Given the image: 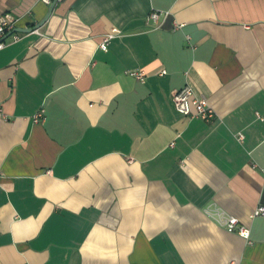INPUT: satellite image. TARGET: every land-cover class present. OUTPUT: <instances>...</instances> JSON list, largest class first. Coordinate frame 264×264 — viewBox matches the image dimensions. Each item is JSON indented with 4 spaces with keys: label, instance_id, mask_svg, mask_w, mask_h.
I'll return each mask as SVG.
<instances>
[{
    "label": "crops",
    "instance_id": "0c3cea01",
    "mask_svg": "<svg viewBox=\"0 0 264 264\" xmlns=\"http://www.w3.org/2000/svg\"><path fill=\"white\" fill-rule=\"evenodd\" d=\"M50 8L0 0L31 30L0 50V264H264V0ZM187 84L214 120L177 111Z\"/></svg>",
    "mask_w": 264,
    "mask_h": 264
},
{
    "label": "built area",
    "instance_id": "2783aa9c",
    "mask_svg": "<svg viewBox=\"0 0 264 264\" xmlns=\"http://www.w3.org/2000/svg\"><path fill=\"white\" fill-rule=\"evenodd\" d=\"M43 3L47 5H51L53 0H41ZM62 1V0H58ZM161 14L158 11L151 12L149 18L152 19L154 22L159 23L161 18ZM15 26L14 21L11 20L8 16H1L0 17V50L5 48L7 43V38L13 35L12 42H17L20 40L21 36L17 33H13ZM122 35V31L118 28H113L110 32L106 33L102 41L100 43V48L104 51H108L109 44L112 40ZM166 74V71L162 72ZM129 74L135 77L140 82H145L147 74L144 69H136ZM172 102L182 115L188 118H200L204 121L210 122L215 119L216 111L208 102L207 99L203 97H199L196 93L194 88L187 84L181 90L175 92L172 96ZM42 118V114L37 116V119ZM238 139L242 141L244 139V135L242 133L238 134ZM209 214L225 229L229 232H237L241 237L246 240L250 239L251 230L248 226L241 224L240 220L231 215H227L224 212L220 211H211L209 210ZM259 216H264V205H259L257 208L254 209L252 213V218H256Z\"/></svg>",
    "mask_w": 264,
    "mask_h": 264
},
{
    "label": "water",
    "instance_id": "95a60500",
    "mask_svg": "<svg viewBox=\"0 0 264 264\" xmlns=\"http://www.w3.org/2000/svg\"><path fill=\"white\" fill-rule=\"evenodd\" d=\"M57 2H58V0H53V3L51 4L50 12H49L48 16L45 18L44 21H46V20L50 17V15L53 13V11H54V9H55V7H56V5H57ZM43 23H44V22H42V24H43ZM42 24H40L39 26H37L36 29L40 28ZM27 31H31V30H25V29H19V28H16V29H14L13 32L10 33L9 35H11V34H13V33L27 32Z\"/></svg>",
    "mask_w": 264,
    "mask_h": 264
}]
</instances>
